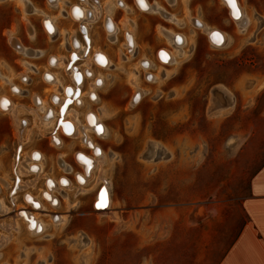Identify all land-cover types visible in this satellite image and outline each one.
Here are the masks:
<instances>
[{
    "label": "rangeland",
    "instance_id": "1",
    "mask_svg": "<svg viewBox=\"0 0 264 264\" xmlns=\"http://www.w3.org/2000/svg\"><path fill=\"white\" fill-rule=\"evenodd\" d=\"M28 1L38 9L45 3V14L74 23L72 17H61L59 8L47 0ZM116 1H112L115 8ZM181 1L184 17L174 26L183 31L186 43L172 50L171 63L150 69L155 81L144 79L139 61L153 59V54L133 56L125 38L123 43L128 18L148 22L154 16L151 13L135 17L136 12L127 14L130 9H118L125 14L122 41L118 45L102 38V45L93 47L88 56L92 70L97 65L91 55L97 50L109 53L112 61L102 73L94 71L97 75L84 92L87 96L95 77H101V86L94 88L98 99L87 96L90 103L83 96L81 106H72L82 123L86 111L99 113L107 130L105 136L91 134L105 157L81 193L75 174L82 173V168L75 163V154L91 155L92 151L78 139L61 136L60 131L61 145L53 146L55 125L45 126L43 113L33 111L36 93L16 95L6 82V77L13 79L23 90L42 87L41 74L31 70L34 60L13 52L14 58L23 60L17 65L22 72L11 69L9 75L0 77V95L12 98L16 118L27 124L20 135L13 113L0 109V181H4L0 182V200L9 208L0 212V264H211L223 253L219 248L232 241L243 222L241 203L248 194L249 177L264 162V0H240L244 15L249 16L244 28L235 24L221 0ZM197 4L201 6L193 15L189 7ZM43 17L27 13L19 0H0L1 39L5 44L12 36L31 40ZM193 18L206 22L207 30L224 31L226 43L211 44L206 32L192 24ZM158 36L166 40L159 31ZM161 47H168V42ZM125 53L129 59L122 57ZM57 72L63 80L64 69ZM22 73L31 76L35 85L21 84ZM45 87L47 100L51 92H63V88ZM136 88L142 99L133 104ZM21 136L22 160L39 150L43 169L38 178L21 175L23 182H34L13 196L12 168ZM60 156L72 166L71 173L60 168ZM46 176L71 179L72 189L54 191L57 206L42 197ZM105 180L112 203L108 214L102 215L93 202ZM26 191L43 202L45 209L38 215L44 232H31L22 219L16 221V229L10 228L16 208L31 209L23 200ZM51 215H62L65 220L54 224Z\"/></svg>",
    "mask_w": 264,
    "mask_h": 264
},
{
    "label": "bare ground",
    "instance_id": "2",
    "mask_svg": "<svg viewBox=\"0 0 264 264\" xmlns=\"http://www.w3.org/2000/svg\"><path fill=\"white\" fill-rule=\"evenodd\" d=\"M19 1L27 13L44 15V17L42 18V24H43L44 31L50 37L53 38L55 35V31H56L54 17H51V16L45 14L42 10H40L36 7L33 8L28 0H19ZM48 1L52 7L54 6V4L56 2V0H48ZM221 1L223 2L225 7L227 8L228 14L231 17V19L235 22V24L237 26H239L240 28H244L247 24V17L244 15V11H243L242 5L240 3V0H221ZM134 3L136 4V6L139 10L150 11L153 9V6L150 5L147 2V0H134ZM154 10H157L158 12L165 15L163 13L164 10L161 7L154 8ZM69 14L74 20H79V21L80 20H88V16H89V13L87 10L82 9V7L77 6V5L73 6L70 9ZM97 16H99V13L93 12V17L97 18ZM103 21H104V26H105L107 33H108V38L111 41H113V38L117 34L116 25L113 22L112 18L108 14H106L104 16ZM190 21L192 22V24L195 27H198V29H201L204 32H206V34L208 36V40L214 46L219 47V46H223L226 43L227 34L224 31L219 30V29L207 30L206 25L201 20H199L198 18H193ZM29 25L30 24H28V26ZM28 29H29L30 35L33 36V31H32L31 26ZM130 32H129V30H125V32H124L125 45H126V49L129 50V52L131 50H133L134 45H135ZM12 38L13 37H10V43L18 51L19 54H23L27 57H31L32 54L33 55L35 54L34 51L31 52L30 49H27L26 47H22L17 39H12ZM88 39H89V37H88ZM13 40H14V42H13ZM168 40H169L170 45H172L173 49L161 48V49H159V50H161V52H159V50L156 52V59L158 62L162 63V65H166V64L171 63L174 60L172 50L179 49V47L184 43V37L183 36L181 37L180 35H173V37L168 38ZM72 42H73L72 46L76 49L74 51L76 53V55H78L82 59L84 58V59L88 60L89 57L86 56L85 52H84V51H86L87 48L83 47V52L81 53V49H79L80 44H77V42H75V40H73ZM88 47H89V45H88ZM93 54L94 55L91 56V59L94 60L95 64L98 66L97 67L94 65L96 68L105 69V68L109 67L110 60H109L108 56L102 50H97ZM49 62L53 66L57 65V66L63 67L62 66L63 62L58 57L51 56L49 58ZM140 65L144 70V76L146 78H148L149 80H152V82L155 81L156 74L153 76V74L149 72L150 68L152 67L151 61H149L148 59H141ZM66 66H67V64L64 66V68H66ZM86 67H87L86 69L88 72L84 71L83 75L91 77L93 75V70H92L93 68L91 67V64L86 62ZM74 70L75 69L72 68V69H70V71L68 73V75H70L71 78H72L73 74L75 73ZM99 78H101V77H98V76H97V78L95 77L94 84L92 85L93 89L90 90L87 94V96L90 98V100H91V98L93 99L92 101H95L96 98L98 99L96 90L94 88H98L101 86L103 79H99ZM44 80L46 83L53 85L54 88H56L57 84H61L59 81L60 78L57 75L51 73L50 71H46V73L44 74ZM131 83L133 85H135L133 79L131 80ZM8 84H9L10 88L12 89L11 92L17 93V94L20 93V88L17 85H15L13 82H9ZM13 88H14V90H13ZM65 88H66V86L63 87V92H64ZM76 91H77V88H75L73 90V92L71 91L72 93H70V94H72V97H71L72 99H70V101L65 105V107H63L64 112L62 111V113L64 114V119L61 121L62 126H60V128L54 127L55 129L51 135V141H52V144L54 147L55 146L58 147L61 145V139H60V136L58 135V132L61 130L62 132L65 133V135H67L71 138H75V139L80 140V143L82 144V146L84 148H88V149H89V147L91 148V151H92L91 155L87 154L85 152H82V151H77L75 154L76 162L82 168V173H76L75 174L76 178H78L77 182L79 184L77 189H78V192L81 193L84 191L82 186L84 184H86L89 176L92 175V172L94 171L96 166L101 164L104 161V157H105V152L103 151L102 147L93 141L91 134L94 133L96 136H105L107 130H106V125L101 120L100 114L97 112L86 111L84 113L85 122L82 123V121H80V118L77 116L79 112H77L76 109L72 108V106L73 105L81 106V104H79V100L81 102V99H82V104H83L84 103L83 96H85L86 93H83L82 96L79 97L71 105V101H73V99H75V97L77 96L75 94ZM59 93H60V91H59ZM59 93L52 94V102L57 103L54 101L55 99H53L54 98L53 95H58ZM78 93H79V91H78ZM67 96L69 97V95H67ZM64 99L61 100V102L59 103V106H62V104L64 103ZM141 99H142L141 92L139 91V88H136V91L132 95L131 103L137 104ZM33 103H34V107H33L34 112H36V113L39 111L43 112V115H41V121L44 123V125L45 126H52V125L56 126L57 120L52 115H50L49 111H50L51 107L47 106L46 101L41 100L39 97L34 96L33 97ZM0 109L2 111H7V112L13 113V116L15 117L14 119L16 120V122L18 124L19 134L22 135L24 132V129H26L27 123H26V121L18 120L16 118L17 110L15 109V106H14L12 100L8 96H6V95L0 96ZM22 142L23 141H22V136H21L19 138V143L22 145L23 144ZM16 152H17V150H16ZM22 156H23L22 152L19 154L18 159L16 158V155H15V162L13 163V168H12L13 171L15 172L16 176L19 178L16 193H18L19 190H22V189L26 188L27 186H30L34 182L33 180H32V182H29V183L23 182L21 179V175H34L36 178H38V176H40V174L42 173V169H43L42 164H41L42 159H43V153L41 151L35 149L30 153L28 158L25 157L23 160H22ZM58 164L64 172L71 173L72 166L69 165L67 162H65L62 159V156L58 157ZM0 182L4 184V181L2 179ZM15 182H16V177L14 179V185L12 186L11 190L14 188ZM45 183H46V190H44L42 192V197L44 200L49 202L52 206L59 205V201L56 198V196L54 195V191H57V190L59 191L61 189L70 190L73 188L72 184H71V180L67 177H62V178L56 180L54 178L46 176ZM102 189H103L102 192L106 194V197H105L106 206L105 207H97V205H96L95 207H96V210L100 211V214L106 215V214H108V212H109L108 210L110 209L111 203H112L110 186L108 185L107 181H106V183L101 184L100 187L98 188V190L96 191L95 200H94L93 204L95 205L96 202H97V204L100 202L101 194L99 195V193L101 192ZM23 198H25L24 201L26 200V202L30 203V208L32 206V207H34V209L31 208L29 210L28 207L16 208L17 204H15V199H12V203L14 205V208H16L15 209L16 212H15V215L13 217L14 221L10 225V228L16 229V221L19 219H22L26 223L28 230H30L31 232L36 233V234L44 232L45 225H44L43 221L39 218V215H38L40 211H44V209H45L42 200L39 199L38 197H36L31 192H28V191L24 192ZM8 209L9 208L6 206V204L0 200V212H5ZM19 212H21V213L19 214ZM51 219H52V222L54 224H59L65 220V218L62 215H56V216L51 215ZM0 246H2V244H0Z\"/></svg>",
    "mask_w": 264,
    "mask_h": 264
},
{
    "label": "crops",
    "instance_id": "3",
    "mask_svg": "<svg viewBox=\"0 0 264 264\" xmlns=\"http://www.w3.org/2000/svg\"><path fill=\"white\" fill-rule=\"evenodd\" d=\"M112 1L110 0H56L53 7L59 8L61 17L65 19H67L66 17L68 15L70 16V14L68 13L70 9L75 5L80 6L82 7V9L87 10L89 13L88 20H80V21L74 20V21L78 22L79 25L81 26L85 25L86 31L89 30L88 37L90 39L91 45L96 46L99 43L102 45L103 43L102 38H105V29L103 27L104 21H102V16L104 20V16L106 14H108L112 18L117 28V34L115 35L113 40H115L116 42V39H117L118 43L122 41L121 31L123 28H122L121 22L123 18L125 17V14L123 16V12L119 11L118 8H115ZM122 2L125 5V8H123L122 10L124 11L129 10V9L131 10L132 8L136 9L135 7L136 4L134 3V0H122ZM147 2L153 6L152 10L150 11L140 10L141 12H138V10L136 9L135 11L129 10V12L127 13L131 15L132 12H136L135 17H137L139 13H142L143 15L151 13L152 15H154L150 18L148 22L143 21L141 17H138L135 20L132 17L131 19L128 18L127 27L124 29V31L125 30H129V32L131 31L130 33L132 35V39L135 44L131 54L134 56L135 51H136V56H142V54H145V53H146V56H150L152 54L154 55V51L155 50L158 51L160 47L162 46L163 42L165 41L168 42V47H165V48L171 49L172 45H170L168 38H172L173 35H180L181 37L182 36L184 37V43L179 47L178 50L182 49L184 44L186 43V36L183 34V31L178 30L177 28L178 26H174L176 20L184 17L185 8L182 4V1L181 0H147ZM44 4L45 3H43V5H41L40 7V9L43 12H44V9H46ZM61 5L64 8H60ZM31 6L35 8V6L32 3H31ZM199 6H201V4H197L196 6L192 5L191 7H189V10H191V14L196 15L198 13ZM158 7H161L164 10L163 13L165 15L158 12L157 10H154V8H158ZM225 9L227 11L226 7ZM93 12L99 13V16H97V18H94ZM246 16L247 18L249 17L247 14ZM53 17L55 19L54 22H55V28H56L54 36H56L59 33L58 37L55 38V40L51 41L52 38L51 39L48 38L49 36L43 31L40 24H37V31L35 33V37H32L31 40L24 38V37L17 38V37L12 36L13 37L12 39H17L22 47H26L27 49H30L31 52L34 51L35 54L33 55L31 53L32 54L31 57H27L23 54H19L18 51L9 42L10 38L9 40L5 39L7 41V43L5 44L4 39H1V36H0V44H2L0 46V77L4 75L5 76L9 75L11 72V69H14L15 72L17 73L22 72L21 71L22 68L20 69L18 66H20L19 61L23 62V60L21 58H16V57L14 58V53H13L14 51L18 53V55L24 56L27 59L34 60L32 64L33 66L31 69V70H34V73H40L41 70H45L47 66V59L51 54H53L55 57H58L62 60L63 67L67 64L65 57H63V55L66 54V50L65 48H62V45L60 43L64 39L63 35L65 36V34L67 35L71 33L69 36V39H70V44L72 46L73 44L72 41L76 39L75 38L76 34L72 32L74 31L75 22L68 23L65 21L58 20L56 16H53ZM201 21L206 25V22H204L203 20ZM206 27L208 26L206 25ZM158 31L166 39L165 41H162L161 38L158 36ZM62 32H64V34ZM106 33H107V30H106ZM107 38H108V33H107ZM73 49L74 51L76 50L74 47ZM79 49H81V53H82L83 46L80 45ZM104 53L108 56L109 60L111 59L112 61V56L106 51ZM141 59H148L149 61H152L147 57L141 58ZM83 60L85 62L84 71L88 72L86 69V59L83 58ZM48 62H49V59H48ZM158 65L159 64H157V67ZM56 67L61 68L60 66H57V65ZM112 68L115 69L116 67L114 66ZM95 70L97 73L98 71H101L103 69L95 67L93 70V75L91 77L85 76V79H87V81L90 82V80L94 77V75L95 76L97 75L94 72ZM46 71H50L51 73L57 75V73L52 72L50 69H46ZM46 71H44L43 75L46 73ZM152 74L153 76L155 75V73H152ZM20 78L28 79L29 81L27 74L22 73ZM5 79L7 83H9L10 81L13 82V79H7V77ZM59 81L61 84H57L56 86L58 90H60L61 87L62 88L65 87V85H63V81L62 80H59ZM49 85L52 86V88H54L53 85L51 84ZM42 88L43 87L37 88L36 86H34L30 89V91L42 93ZM22 94H23V91L20 88V93L18 94L16 93V95H22ZM3 95H6V94H2L0 96H3ZM34 96L39 97L41 100H43L40 96L36 94H34L33 97ZM8 97L12 100L10 96ZM33 97H32V101H33ZM50 100H51V96H50ZM241 211L243 213V222L238 232H236V234L232 238V241L225 244L223 248H219V250L223 251V253L220 255V257L214 260V262H212L211 264H264V162L261 163L255 170V172L252 173L249 177L248 194L246 195V197H244L241 203ZM197 264H200V263H197Z\"/></svg>",
    "mask_w": 264,
    "mask_h": 264
},
{
    "label": "flooded vegetation",
    "instance_id": "4",
    "mask_svg": "<svg viewBox=\"0 0 264 264\" xmlns=\"http://www.w3.org/2000/svg\"><path fill=\"white\" fill-rule=\"evenodd\" d=\"M47 2H48V0H47ZM117 3H116V6H117V8L119 9V10H122L123 8H125V5L123 4V2H122V0H117L116 1ZM49 4V3H48ZM136 7V9L137 10H139L138 8H137V6H135ZM71 18V16H67L66 18ZM72 19V18H71ZM73 20V19H72ZM74 21V20H73ZM102 21H103V16H102ZM75 22V21H74ZM76 23V25H75V27H74V31H72V32H74L75 34H76V39H74L75 40V42H77V44H80L81 46H83V47H85V48H87L86 49V55L88 56V55H90L91 53H92V49H93V47L94 48H96L95 46H93V45H91V43H90V39H88V33H89V30H87L86 31V27H85V25H79V23L78 22H75ZM41 27H42V24H41ZM103 27H104V29H105V39L106 40H108V38H107V33H106V28H105V26H104V24H103ZM90 28V27H89ZM42 29H43V27H42ZM43 31H44V29H43ZM124 31V30H123ZM36 32V31H35ZM45 32V31H44ZM122 32V31H121ZM125 32V31H124ZM124 32H123V34H124ZM46 33V32H45ZM58 33V32H57ZM47 34V33H46ZM71 34V33H70ZM70 34H65V36L63 35V37H64V39L62 40V42L60 43L61 45H63L64 44V48H65V50H66V54L65 55H63V57H65V59H66V62H68L67 63V66H66V68H64V67H61V68H57L56 67V65H54V66H52V65H50L49 64V62H48V59L51 57V56H54L53 54H51L49 57H48V59H47V66H46V68H45V70H43L42 72H40V74H41V80L39 81V83H42V87H44V89L46 88L45 86H50L49 84H47L45 81H44V78H43V73H44V71H46V69H50L52 72H55V73H57V75H58V72H57V70H60V69H64V71H65V77H68V81L67 82H65L64 83V79H65V77L63 78V80L60 78V80H62L63 81V85H67L66 86V88H65V90H64V92H62V91H60V95L58 96V95H53V99H55L54 101L55 102H57V103H51V100H50V96H51V98H52V94H53V92H51L50 93V95H49V97H48V100L44 97V94H43V90H42V93H40V92H35L36 93V95H38V96H40L43 100H45L46 101V103H47V105H49V106H51V108H50V111H49V113H50V115H52L56 120H57V124H56V128H60V126H62V123H61V121L64 119V114L62 113V111L64 112V110H63V107H65V105L70 101V99H72L71 97H72V94H70V93H72L73 92V90L75 89V88H77V91L75 92V94L77 95L76 97H75V99H73V101H71V105L73 104V102H75L79 97H81L82 96V94L84 93V92H87L88 90L86 89V87H89L88 86V83H90L89 81H87V79H85V76L83 75V72H84V67H85V65H84V60L83 59H81L78 55H76V53L74 52V49H73V47L71 46V44L69 43L70 42V39H69V36H70ZM48 35V34H47ZM58 35H59V33L56 35V36H54L52 39H51V41L52 40H55V38H57L58 37ZM49 36V35H48ZM65 40V41H64ZM113 43V42H112ZM118 43V40L116 39V42H114L113 44H117ZM123 43H124V36H123ZM88 45H89V47H88ZM96 49H98V48H96ZM102 50V49H101ZM73 51V52H72ZM102 51H104V50H102ZM105 52V51H104ZM156 52H157V50H155L154 51V55H153V59L152 58H149L150 60H152V67L150 68V69H156L157 68V64H162V63H160V62H157V60H156ZM159 52H161V50H159ZM158 52V53H159ZM92 55H94V54H92ZM91 55V56H92ZM124 55L129 59V55H128V53H125V54H123V56L122 57H124ZM135 55H136V51H135ZM57 56V55H56ZM78 57V58H77ZM73 58V59H72ZM68 59H69V61H68ZM128 59H126V61L128 60ZM72 60V61H71ZM140 61V60H139ZM92 62H93V60H92ZM93 64H94V62H93ZM95 65V64H94ZM75 69L74 71H75V73L73 74V76H72V78H70V75H67L68 73H69V71H70V69ZM101 71H103V70H101ZM101 71H98L99 73H102ZM150 71V70H149ZM33 72H34V70H33ZM97 72V73H98ZM90 74V73H89ZM91 76V75H90ZM143 77H144V79L146 80V78H145V76L143 75ZM28 78H29V81H28V79H24V78H20V82H21V84H27V85H32L33 84V82H34V79L33 78H31V76H29L28 75ZM81 78V79H80ZM100 81V80H99ZM147 81V80H146ZM149 82V81H148ZM16 84V83H15ZM68 84H70V85H68ZM16 85H18V84H16ZM18 87H20V85H18ZM21 89H22V91H23V95L24 94H26V93H28V94H31L30 92V89H25V90H23V88L22 87H20ZM61 89H62V87H61ZM12 90V89H11ZM10 90V91H11ZM13 90H14V88H13ZM16 90V89H15ZM68 90V91H67ZM69 90H71L70 92H69ZM78 91H79V93H78ZM66 95H65V94ZM99 94V93H98ZM67 95H69V97L67 96ZM73 97V98H74ZM57 98V99H56ZM65 98V99H64ZM62 99H64V103L62 104V106H59V103L61 102V100ZM91 100H93L92 98H91ZM96 100H97V98H96ZM99 100H100V95H99ZM134 100V99H133ZM86 101H88V102H90L89 101V99H88V97L87 96H85V102ZM91 103V102H90ZM70 104V103H69ZM79 104H82V99H81V102H80V100H79ZM86 106V105H85ZM84 106V107H85ZM52 111V112H51ZM58 111V112H57ZM2 112H4V111H2ZM43 113V112H42ZM55 114V115H54ZM90 114V113H89ZM43 115V114H42ZM55 129V128H54ZM60 135L61 136H65V137H69V136H67V135H65V133L64 132H62L61 130H60ZM89 149H91L90 147H89ZM89 149H87V150H89ZM23 151V146L21 145V146H18V156H19V154L21 153ZM90 151V150H89ZM17 159H18V157H17ZM75 163H76V161H75ZM77 164V163H76ZM15 177H16V182H15V186H14V188L11 190L12 191V195L14 196V195H16V189H17V185H18V182H19V178L16 176V174H15ZM71 180V179H70ZM78 181V178H76L75 177V182H77ZM55 195V194H54ZM26 197V196H25ZM25 199V198H24ZM23 199V200H24ZM26 204H29L30 205V203H28V202H26V200L24 201ZM31 208L32 209H34V207H32L31 206ZM22 212V211H21ZM20 212V213H21Z\"/></svg>",
    "mask_w": 264,
    "mask_h": 264
},
{
    "label": "snow or ice",
    "instance_id": "5",
    "mask_svg": "<svg viewBox=\"0 0 264 264\" xmlns=\"http://www.w3.org/2000/svg\"><path fill=\"white\" fill-rule=\"evenodd\" d=\"M70 91L71 90H69V92ZM105 197H106V194L102 192L101 197H100V202L97 204V207H105L106 206Z\"/></svg>",
    "mask_w": 264,
    "mask_h": 264
},
{
    "label": "water",
    "instance_id": "6",
    "mask_svg": "<svg viewBox=\"0 0 264 264\" xmlns=\"http://www.w3.org/2000/svg\"><path fill=\"white\" fill-rule=\"evenodd\" d=\"M103 189H104V188H103ZM103 189L101 190V192L99 193V195L102 193ZM96 205H97V202H96L95 206H96Z\"/></svg>",
    "mask_w": 264,
    "mask_h": 264
}]
</instances>
